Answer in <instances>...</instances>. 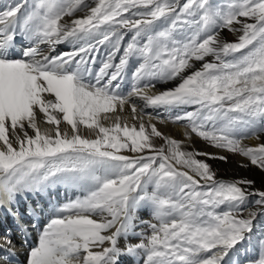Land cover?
Here are the masks:
<instances>
[{"label": "snow or ice", "instance_id": "snow-or-ice-1", "mask_svg": "<svg viewBox=\"0 0 264 264\" xmlns=\"http://www.w3.org/2000/svg\"><path fill=\"white\" fill-rule=\"evenodd\" d=\"M224 153L264 171V0H0V214L35 202L26 264H264V190L218 178Z\"/></svg>", "mask_w": 264, "mask_h": 264}, {"label": "rangeland", "instance_id": "rangeland-1", "mask_svg": "<svg viewBox=\"0 0 264 264\" xmlns=\"http://www.w3.org/2000/svg\"><path fill=\"white\" fill-rule=\"evenodd\" d=\"M221 38L231 42L235 39V36H233L232 33L225 30L221 33ZM104 123L106 124V126H109L108 124L110 123V121H104ZM132 124H137V122L133 121ZM132 124H129V125L131 126ZM157 126L162 132H164L166 135H168L167 132L165 131L164 124H159ZM62 129H64V128H62ZM184 131H185V129H184ZM82 134L88 136L89 132L86 129H82ZM176 139L181 140L180 137H178ZM199 140L202 143H205L206 145L211 147L207 142H205L201 139H199ZM182 141H184L185 150H188V151H204L201 147H199V146L196 147V146L192 145L191 140L190 141L189 140H182ZM155 143L157 145H160L163 143V141L156 139ZM245 143L252 146L251 141H245ZM211 148L215 149L213 147H211ZM215 150L218 151L217 149H215ZM224 154L229 156V161L227 163L219 161V160H208V162L212 165L214 170L217 171L218 178L230 180V179H234V178L245 177L248 179H252L256 182L254 185L255 189L264 190V171H261L260 169L254 167V166H249L248 168H242L239 166V162L236 159L238 156L228 154V153H224ZM199 158L205 159V157H199ZM64 199H65V196L62 192L61 196H60V200L63 201ZM34 203H35L34 201H31V202H27L25 204H22L21 208L24 210V214L22 216H19V218L17 216H13V215L0 214V243L2 241L4 243V241L9 239V238H10V240H12V238L18 236L19 234L20 235L23 234L24 230H26V229L29 231H36L35 234L31 235V238H34V237L37 238L38 232L36 230L37 227L34 226V218L31 215H29L28 213H25L26 207H28V206L31 207V205ZM13 240H15V239H13ZM3 243L0 244V247H3V245H2ZM0 257H2L1 254H0ZM125 264H127V263H125Z\"/></svg>", "mask_w": 264, "mask_h": 264}, {"label": "bare ground", "instance_id": "bare-ground-1", "mask_svg": "<svg viewBox=\"0 0 264 264\" xmlns=\"http://www.w3.org/2000/svg\"><path fill=\"white\" fill-rule=\"evenodd\" d=\"M63 47L64 46H61V48H63ZM169 86L170 85H159L158 87L164 88V87H169ZM148 111L153 112V110H151V109H149ZM127 112H128V109L126 106L125 116H127ZM153 114L155 115V112H153ZM161 115H166V114H164L161 110ZM132 122H133V120L129 117L128 118V124H132ZM135 122H137V121H135ZM111 123H112V121H110V123L108 125H110ZM145 123L147 124L146 118H145ZM164 126H165V131L167 132L168 135L172 136L175 139L180 137L181 140H186V138L183 135L184 128H182L180 125L168 123V124H164ZM61 128H66V126L64 124H62ZM256 143H258V142L255 140L251 141L252 146H254ZM191 144L196 146V147L197 146L201 147L205 152H211V153L218 152L215 149H212L211 147L206 145L205 143H202L198 138H196L194 136L191 139ZM236 159L238 162H240L243 158L238 156ZM245 162H247V161H245ZM68 195H70L69 197H71L72 194L69 193ZM29 208H30V206L26 207L25 213H28L27 209H29ZM23 214H24V210L21 208L19 216H22ZM142 215H144L145 219L149 218L146 214L142 213ZM19 216H17V217L19 218ZM34 226H36L35 221H34ZM35 233H36V231H29L26 229V230H24L23 234H21V235L19 234L18 236L12 238V241L15 244L14 255H9V253L4 250V243L2 241L1 243H3L2 244L3 247H0V254L2 255V257H0V264H8L9 260H13L15 262V264H26V257L28 254V250L31 246H34L36 243V237L31 238V235L35 234ZM13 239H15V240H13ZM122 243H123V241H122ZM125 263L131 264V261L129 259H125Z\"/></svg>", "mask_w": 264, "mask_h": 264}]
</instances>
